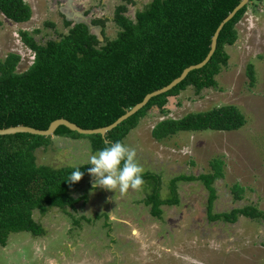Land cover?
Instances as JSON below:
<instances>
[{
  "label": "trees",
  "instance_id": "trees-1",
  "mask_svg": "<svg viewBox=\"0 0 264 264\" xmlns=\"http://www.w3.org/2000/svg\"><path fill=\"white\" fill-rule=\"evenodd\" d=\"M115 8L112 21L119 28L113 40L105 38V20L92 21L102 28V43L91 35L87 26L73 25L63 18L67 33L58 39L38 43L33 34L21 31L24 45L34 53V61L24 72L17 71L21 57L8 54L0 59V129L16 126L47 130L50 124L65 119L85 130L107 127L125 114L146 95L160 90L178 78L182 72L205 60L211 40L221 22L242 0H152L134 18L127 16L133 0ZM250 0L219 34L216 51L200 70L188 74L186 79L166 94L152 98L134 116L113 131L101 135L82 136L59 127L52 137L71 140L87 139L91 152L109 142L125 141L149 111L158 109L161 114L170 97L177 98L188 89L196 95L217 88L216 77L229 64L226 50L239 39L236 26L252 3ZM0 13L16 23H27L32 10L25 0H0ZM46 26L55 28L51 23ZM39 33L38 30L34 31ZM250 85L256 81L253 64L246 69ZM245 116L235 106H223L210 111L189 113L179 119H164L152 129L151 136L162 141L181 132L218 131L232 132L242 129ZM52 137L16 134L0 136V247L6 248L13 234L30 233L33 237L45 234L44 228L34 219L35 211L45 214L49 209L75 210L86 201L85 196L74 197L82 182L90 176L89 164L79 166L85 173L78 182L67 179L76 167L54 168L38 165L36 152L47 149ZM211 172L194 176H177L171 180L169 197H161L158 175L143 173L150 193L143 203L150 214L160 219L163 206L179 204V182H201L209 193L208 219L235 224L240 217L264 221V211L253 205L214 213L217 199L214 183L222 179L223 162L210 163ZM236 200H241L244 189L232 188Z\"/></svg>",
  "mask_w": 264,
  "mask_h": 264
},
{
  "label": "rangeland",
  "instance_id": "rangeland-1",
  "mask_svg": "<svg viewBox=\"0 0 264 264\" xmlns=\"http://www.w3.org/2000/svg\"><path fill=\"white\" fill-rule=\"evenodd\" d=\"M134 0L127 16L134 18L145 4ZM32 10L29 22L16 24L0 13V59L18 54L19 73L33 61V53L24 45L21 31L33 34L44 44L67 33L63 18L51 7V0H25ZM88 3V2H87ZM86 3L95 8L92 18L105 22V38L113 40L119 28L112 21L115 6L122 0H99ZM134 5V6H133ZM94 9V10H95ZM104 9L110 11L106 15ZM97 13V14H95ZM106 18H109L108 20ZM51 23L55 28L46 26ZM239 39L226 50L229 64L216 77L217 88L196 95L193 89L181 93L166 105L167 113L154 108L131 131L124 143L136 149V159L145 172L161 181V197L167 199L172 179L211 172L210 163L223 162V178L214 183V213L253 205L264 211V1L249 5L236 26ZM39 33L35 34L34 31ZM104 38L101 41L104 42ZM253 64L256 81L250 85L246 74ZM235 106L245 116V126L232 132H181L162 141L151 133L164 119H179L189 113ZM92 154L87 139L71 140L52 137L47 149L36 152L38 165L54 168L88 164ZM93 177L86 178L73 192L86 201L76 209H49L44 215L33 213L45 234H13L6 248L0 247V264H264V221L240 217L235 224L208 219L209 193L201 182L177 184L179 204L163 206L160 219L150 214L143 201L150 193L144 184L126 193L97 187ZM244 189L236 200L232 188Z\"/></svg>",
  "mask_w": 264,
  "mask_h": 264
},
{
  "label": "water",
  "instance_id": "water-1",
  "mask_svg": "<svg viewBox=\"0 0 264 264\" xmlns=\"http://www.w3.org/2000/svg\"><path fill=\"white\" fill-rule=\"evenodd\" d=\"M78 1L79 0L77 1L76 0H62V3L64 4V6L60 8V14L64 16L67 22H70L73 25L83 24L87 26V28L90 31V34L96 36L100 41H102L103 40L102 28L99 26H94L92 24V20H93L92 16L90 14L89 15L84 14L83 7L81 5L76 4ZM81 1L83 2L84 0H81ZM249 2L250 0H242L234 8V10L221 22V24L219 25L218 29L216 30L215 34L212 37L210 51L204 61H202L201 63L197 65H193V66L186 68L178 78L173 80L166 87L146 95L145 98L142 100V102L138 103L130 110H127L125 114L121 116L119 119H117L113 124L107 127H104V128H100V129L85 130V129L78 127L77 125L73 123H70L69 121L65 119H59V120L52 122L47 130H36L31 127L16 126V127L6 128V129H0V136L3 137V136H12L16 134H29L32 136L52 137L59 127H65L71 132H76L82 136L101 135L102 138H105L107 133L113 131L121 123L128 120L129 118L134 116L136 113H138L141 109H143L152 98L168 93L169 91L174 89L177 85H179L181 82H183L189 73L195 70H200L204 66H206V64L210 61L211 57L216 51L217 40L224 26L229 21H231L234 18V16L242 8L248 5ZM175 99H176L175 97H170L169 101L174 102Z\"/></svg>",
  "mask_w": 264,
  "mask_h": 264
},
{
  "label": "clouds",
  "instance_id": "clouds-1",
  "mask_svg": "<svg viewBox=\"0 0 264 264\" xmlns=\"http://www.w3.org/2000/svg\"><path fill=\"white\" fill-rule=\"evenodd\" d=\"M87 172L93 177L92 188L126 193L129 189L139 191L144 185V169L136 159V149L123 141L109 142L88 157ZM85 173L77 166L67 181L78 182Z\"/></svg>",
  "mask_w": 264,
  "mask_h": 264
},
{
  "label": "flooded vegetation",
  "instance_id": "flooded-vegetation-1",
  "mask_svg": "<svg viewBox=\"0 0 264 264\" xmlns=\"http://www.w3.org/2000/svg\"><path fill=\"white\" fill-rule=\"evenodd\" d=\"M77 1V0H76ZM91 0H84L83 2L81 1V0H79L76 4L77 5H81L82 7H83V11H84V14L85 15H92V12H97L96 11V9L95 8H92V9H90V10H86V3L88 2H90ZM152 1V0H151ZM150 1V2H151ZM104 2H105V0H99V6H101V5H103L104 4ZM123 2V1H122ZM133 2H134V0H133ZM145 2H146V0L145 1H141V4H145ZM149 2V3H150ZM87 3V4H88ZM124 3V2H123ZM122 3V4H123ZM148 3V4H149ZM121 5V4H120ZM62 6H64V4L62 3V0H51V7L52 8H54V9H56V11H57V13H59V15L62 17V18H64V16H62L61 14H60V8L62 7ZM117 6H119V5H117ZM117 6H115V8L117 7ZM129 5H127V7H128ZM134 6V5H133ZM115 8H114V11H115ZM95 9V10H94ZM104 11L106 12V15L107 14H109L110 13V11L108 10V9H104ZM114 11H113V14H114ZM128 11H130V9H129V7H128ZM95 14H97V13H95ZM135 15V14H134ZM93 17V16H92ZM65 19V18H64ZM99 19H102V18H94L92 21H95V20H99ZM107 20L109 19V18H106Z\"/></svg>",
  "mask_w": 264,
  "mask_h": 264
},
{
  "label": "built area",
  "instance_id": "built-area-1",
  "mask_svg": "<svg viewBox=\"0 0 264 264\" xmlns=\"http://www.w3.org/2000/svg\"><path fill=\"white\" fill-rule=\"evenodd\" d=\"M30 51H31V50H30ZM31 52H32V51H31ZM32 53H33V52H32ZM33 55H34V53H33ZM33 61H34V57H33ZM33 61H32V63H33ZM31 65H32V64H31ZM31 65H30V66H31Z\"/></svg>",
  "mask_w": 264,
  "mask_h": 264
},
{
  "label": "crops",
  "instance_id": "crops-1",
  "mask_svg": "<svg viewBox=\"0 0 264 264\" xmlns=\"http://www.w3.org/2000/svg\"><path fill=\"white\" fill-rule=\"evenodd\" d=\"M136 12H137V11H136ZM136 12H135V13H136ZM17 55H18V54H17ZM6 57H7V56H6ZM6 57H5V58H6ZM5 58H4V59H5ZM4 59H3V60H4ZM27 69H28V68H27ZM27 69H26V70H27ZM26 70H25V71H26ZM23 72H24V71H23Z\"/></svg>",
  "mask_w": 264,
  "mask_h": 264
}]
</instances>
